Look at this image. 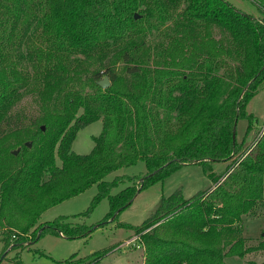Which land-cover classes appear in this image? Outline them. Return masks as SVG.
Instances as JSON below:
<instances>
[{
  "label": "trees",
  "instance_id": "trees-1",
  "mask_svg": "<svg viewBox=\"0 0 264 264\" xmlns=\"http://www.w3.org/2000/svg\"><path fill=\"white\" fill-rule=\"evenodd\" d=\"M253 1L259 18L225 0H0V264H24L22 249L44 233L90 236L186 165L203 166L215 185L190 199L178 189L135 227L143 264H228L264 252V238L251 245L243 232L264 204V130L248 140L247 108L264 90V0ZM92 61L100 69L88 77ZM28 101L29 117L20 110ZM242 118L250 124L238 142ZM98 121L93 149L76 154L77 134ZM141 161L147 174L113 195L126 177L105 179ZM215 162L229 164L224 175ZM94 185L77 216L107 198L97 227L68 216L39 223ZM113 249L59 264H99Z\"/></svg>",
  "mask_w": 264,
  "mask_h": 264
},
{
  "label": "rangeland",
  "instance_id": "rangeland-1",
  "mask_svg": "<svg viewBox=\"0 0 264 264\" xmlns=\"http://www.w3.org/2000/svg\"><path fill=\"white\" fill-rule=\"evenodd\" d=\"M242 12L253 17H261L258 6L253 0H225ZM100 66L95 62H89L85 67L84 75L91 77L94 71L99 70ZM29 102V103H28ZM20 108L24 116L29 117L30 113L36 110L35 105L28 101ZM248 113L255 116L253 132L249 141L252 140L253 133L264 130V90L249 104ZM249 120L242 118L237 124V140L242 142L244 139ZM103 130L102 121L95 122L83 128L77 134L73 143L72 150L76 154L86 155L91 152L95 142V137L100 136ZM229 164L225 162H215L213 171L217 176L226 173ZM147 174L145 162L141 161L133 167L121 169L109 175L105 180L114 181L119 176H124V182L113 188L112 194H118L124 188L135 184L138 181H130V177H140ZM214 182L205 174L201 165H186L162 181H158L143 190L133 204L121 213L116 221L105 223L88 237L68 239L56 233H44L36 242L27 244L21 251V259L24 264H59L60 261L68 260L75 255V260L79 257L91 255L93 252L114 248L105 255L99 264H143V246L138 247L139 240H135V227L140 226L148 216L156 210L163 197L171 196L178 189L182 190L186 199L192 198L200 191L214 187ZM98 194V187L94 185L83 194L63 202L45 212L39 223L45 224L52 222L61 216H68L70 222L86 223L87 225L98 226L99 223L107 218L110 205L107 198L103 199L88 218L78 217L77 215L87 212L93 199ZM120 224H128L132 227H121ZM244 235L251 241L249 244L256 245L264 238V204L254 217H248L243 223ZM127 241L131 243L127 244ZM5 242L0 232V258L4 256ZM16 250L7 253V258L3 263H12V258ZM261 262L264 260V252H256L246 257L229 256L226 261L228 264H248L249 261Z\"/></svg>",
  "mask_w": 264,
  "mask_h": 264
},
{
  "label": "water",
  "instance_id": "water-1",
  "mask_svg": "<svg viewBox=\"0 0 264 264\" xmlns=\"http://www.w3.org/2000/svg\"><path fill=\"white\" fill-rule=\"evenodd\" d=\"M137 17H138V16H136V18H137ZM99 84H100V86H101L102 88H104V89L110 87V85H111V83H110L108 77H105L102 81L99 82ZM43 131H45V127H43ZM28 146L31 147V146H32L31 143H28ZM19 152H20V149L16 150V151L14 152V155L17 156V155L19 154Z\"/></svg>",
  "mask_w": 264,
  "mask_h": 264
},
{
  "label": "built area",
  "instance_id": "built-area-1",
  "mask_svg": "<svg viewBox=\"0 0 264 264\" xmlns=\"http://www.w3.org/2000/svg\"><path fill=\"white\" fill-rule=\"evenodd\" d=\"M135 240H139V242H140V238L139 237H135ZM129 243H131V241H127V244H129ZM137 245H138V247H141V246H143L141 243H137Z\"/></svg>",
  "mask_w": 264,
  "mask_h": 264
}]
</instances>
